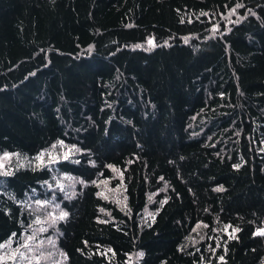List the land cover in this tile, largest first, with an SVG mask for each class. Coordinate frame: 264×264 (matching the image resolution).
Instances as JSON below:
<instances>
[{
    "label": "trees",
    "instance_id": "16d2710c",
    "mask_svg": "<svg viewBox=\"0 0 264 264\" xmlns=\"http://www.w3.org/2000/svg\"><path fill=\"white\" fill-rule=\"evenodd\" d=\"M5 152L0 241L63 209L58 264H262L264 0H0Z\"/></svg>",
    "mask_w": 264,
    "mask_h": 264
},
{
    "label": "snow or ice",
    "instance_id": "6c2138e0",
    "mask_svg": "<svg viewBox=\"0 0 264 264\" xmlns=\"http://www.w3.org/2000/svg\"><path fill=\"white\" fill-rule=\"evenodd\" d=\"M238 7H242V5H240V4L235 5V7L229 9V12H234L235 11V8H238ZM242 18L243 17H241V19ZM212 27H213V29H215L217 26L214 24V25H212ZM225 31H227V29H225ZM147 43L152 44L153 43L152 38H149L147 40ZM91 47L92 46L89 45V48H91ZM133 47L139 48V47H141V45L140 44H135V45H133ZM59 144L63 145L64 144V141L60 140L59 141ZM70 147L75 152L83 151V149H80V148L76 147V145H71ZM10 155H12V154H10L8 152L3 153V156L4 157H8ZM49 155H51V153H49ZM71 155H72L71 152H67V153L64 154L63 159L67 160V159H69L71 157ZM60 158L61 157L57 156L56 159L58 160ZM37 159L39 160L41 167L45 166L46 164H50V163H53L54 162V161H46L44 159V156H43V151L40 154H38ZM89 163L90 164L91 163H94V161H89ZM0 167H3V164L2 163H0ZM108 167H113V166L112 165H108ZM233 167H237L238 168L239 167V164L233 165ZM62 175L63 176H68V173H63ZM79 182L81 184L96 183V181H87V180H80ZM43 183L46 184V185H48V187H50V188L51 187H59L61 190H63V188H64L63 182L60 179H56L54 185L48 184V181L47 180L44 181ZM72 195H75V193L73 192ZM97 195H102V193H99L98 192ZM12 198L14 199L15 197L13 196ZM16 203L21 204L23 202L20 201V200H16ZM34 203L36 205H40V206L48 205V204L51 203L54 208H59V205L58 204H56L54 201H50L48 199H44V200L37 199V200L34 201ZM4 211H5V214H8L9 213V210L8 209H4ZM101 211H104V209H101ZM157 211H159V209H157ZM67 216H68V213L66 211H64L63 209H60V211H59L58 214H53V213L49 212L46 216L37 215L34 223L40 224L41 227L38 230L34 231L31 235H28L27 236V239H25L22 247L27 248V250L29 252H32L33 249L30 247L29 241H35V243H37V244H40L42 242V239L43 238H38L37 237V231L38 232H45V231H47V228H45L43 226L44 223H48L50 225H54L57 220H62V219H64ZM29 227L31 228L32 225H29ZM229 227H230V225H225V230H227ZM232 231L233 232L239 231V229L238 228L237 229H232ZM257 233H259L261 235H264V228H257L256 229V232H254L253 234L256 235ZM14 236H16V233L15 232L11 233L6 240L0 241V249H4L6 246L10 245ZM48 239L50 240L51 238H48ZM20 247L21 246L18 245L17 248H16V250L11 253V258L13 260L16 259L17 254H19L21 257H24L25 256L24 252L19 251ZM138 255L143 256V252L138 253ZM44 256H45V254L43 252H41V255H39V256H33L28 261V264H32V260H35L36 261V264H40V261H41V259ZM62 256L65 259H67V254L66 253H62ZM25 259H27V257H25ZM220 259H223V257H221ZM0 264H4V256L3 255H0ZM57 264H58V262H57ZM262 264H264V262H262Z\"/></svg>",
    "mask_w": 264,
    "mask_h": 264
},
{
    "label": "rangeland",
    "instance_id": "374dc122",
    "mask_svg": "<svg viewBox=\"0 0 264 264\" xmlns=\"http://www.w3.org/2000/svg\"><path fill=\"white\" fill-rule=\"evenodd\" d=\"M15 157L14 156H8V157H4L3 155L0 156V163L3 164V167H0V174H4L6 173L11 165L15 162ZM22 163V162H21ZM63 185H64V188L66 186H68V188H72L70 185L72 183L71 180H63ZM56 192V191H54ZM149 213L146 212V215H148ZM45 228H47L45 226V224L43 225ZM41 227V225H37L36 228L39 229ZM41 233H44V232H41ZM38 238H42V236H38ZM48 238H51L50 240ZM47 239L43 240L41 242V246H42V249L47 253L46 255L49 257L48 258V263L47 264H57L58 263H61V257L59 256V254H57L55 252V241L52 237H48ZM29 245L30 247L33 249L32 252H29L27 250V248H24L21 246V248L19 249V251L21 252H24L25 256L24 257H21L19 254H17L16 256V259L13 260L11 258V253L13 251L16 250L17 247L14 246L13 242H11L10 245L6 246L4 249H0V255H3L4 256V262L6 261H9V263L13 262V263H17V262H20V261H28L30 260L33 256H39L41 255V250L40 248H33L31 242H29ZM56 255H58L56 257ZM25 257H27V259H25ZM43 259V258H42Z\"/></svg>",
    "mask_w": 264,
    "mask_h": 264
}]
</instances>
